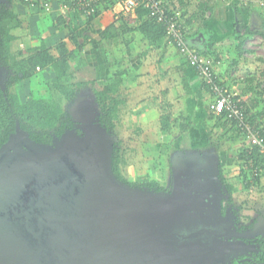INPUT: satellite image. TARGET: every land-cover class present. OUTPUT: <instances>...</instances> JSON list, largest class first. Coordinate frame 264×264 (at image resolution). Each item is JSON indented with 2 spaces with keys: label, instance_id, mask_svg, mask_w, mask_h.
I'll list each match as a JSON object with an SVG mask.
<instances>
[{
  "label": "crops",
  "instance_id": "1",
  "mask_svg": "<svg viewBox=\"0 0 264 264\" xmlns=\"http://www.w3.org/2000/svg\"><path fill=\"white\" fill-rule=\"evenodd\" d=\"M164 1L177 3L184 10L188 42L195 51L211 56L216 84L240 98L248 117L255 116L264 100V61L255 54L250 61L246 45L259 38L264 41V10L250 7L246 0H183L184 5L178 0ZM72 3L52 0L50 11L45 12L20 0H0L14 17L0 26L1 34L11 36L12 56L21 60L41 49L48 50L61 64V81L70 74L73 83L81 84L73 103H81L80 95L90 84L102 89L113 82L125 101L121 108L128 112L127 124L145 136L138 149L140 157L148 161L146 165L152 158L167 156L172 166L173 158L168 159L171 150L196 149L198 143L215 150L218 168L236 156L242 147L239 135L225 119L211 113L212 90L203 85L165 37L150 45L137 30L143 18L131 19L119 5L100 6L94 17L87 18ZM205 4L211 9L204 10ZM61 45L67 56H60ZM256 55L263 58L264 51ZM37 68L23 81L39 92L52 83L57 71ZM98 88L95 90L100 91ZM86 111L91 114L93 108ZM140 170L130 177L140 179ZM260 185L264 186V178ZM260 196L264 200V193ZM260 209L264 211V206Z\"/></svg>",
  "mask_w": 264,
  "mask_h": 264
},
{
  "label": "water",
  "instance_id": "2",
  "mask_svg": "<svg viewBox=\"0 0 264 264\" xmlns=\"http://www.w3.org/2000/svg\"><path fill=\"white\" fill-rule=\"evenodd\" d=\"M85 112V119L71 115L80 135L67 130L46 146L16 126L0 148V264H48L49 247L56 256L73 251L78 264H178L181 255L204 262L210 244L202 240L197 245L194 239L210 232L193 224L199 215L208 219L200 210L210 200L219 213V178L212 192L199 185L202 179L194 185L174 181L168 197L121 184L111 172L108 134L94 113ZM213 168L218 176V167ZM182 188L186 193L178 192ZM202 189L208 194L201 196ZM89 221L100 230L86 233L88 243L80 252L69 232L88 228Z\"/></svg>",
  "mask_w": 264,
  "mask_h": 264
},
{
  "label": "trees",
  "instance_id": "3",
  "mask_svg": "<svg viewBox=\"0 0 264 264\" xmlns=\"http://www.w3.org/2000/svg\"><path fill=\"white\" fill-rule=\"evenodd\" d=\"M178 1L180 4H183V0ZM242 1L244 0H240V2ZM246 1L250 3V7H255L254 5H257L259 9L264 10V0H259L258 2H255L254 0ZM204 6V10L211 9L208 4H205ZM146 15L147 11L145 9L139 8L137 10L138 18H143V22L138 25L137 30L144 34L145 38L149 40L150 45H154L157 40L165 37V31L161 24L156 21H152L150 18H147ZM13 19V14L8 5L0 4V26L3 21ZM10 40V35L0 33V68L5 69L6 72V80L0 84V148L4 145V143H6L9 136L16 131V126H18L21 131L26 133L32 142L52 146L55 142H58L67 130L74 129L75 123L72 121L70 110L64 105L67 103L73 104L76 97V91L81 87V84L73 83L70 79V74H66L65 80L61 81L63 73L59 72L58 69L61 64H59L56 58L52 57L46 49H41L40 51L29 55L26 59L16 60L9 51ZM239 44L243 45V40ZM63 47L64 46L61 45L59 54L60 56H67L64 55L66 50ZM198 53L200 54V52ZM200 55L208 58L211 57L210 55L202 53ZM186 65L188 66L187 63ZM37 67H52L53 70L56 68L57 72H55V78L51 85L48 86L52 93L55 92L56 97L49 100L33 99L25 103H21L19 97L13 92V88L19 82L33 76ZM190 68L193 69L199 77L197 68ZM212 72L214 74V69L211 73ZM202 83L205 85L204 82ZM214 99L215 95L213 97V100ZM94 102L98 110V115L96 117L97 124L107 134L112 135V132H114L117 126L121 106H123L125 102L124 99L119 96V88L113 82L105 85L102 89H100V91H95ZM244 114L245 117H248L245 110ZM219 118L224 119V116L221 115ZM226 121L229 122L228 120ZM246 121L252 128L255 129L264 125L260 122L258 113L255 116H249ZM166 127L167 125L164 123V130ZM233 128L239 135L242 142V147L238 150L235 158L241 165L246 162L252 163L253 168L257 171V175L254 179L247 178L246 181L250 182V187L254 185L255 188H259L260 179L261 177H264V159L259 155L257 148L250 149L246 145L245 136L242 132L235 127ZM76 133L80 134V131L77 130ZM262 137H264V133L262 134ZM124 155L125 151L120 146L114 145L112 147L111 172L119 182L127 185L130 184L131 186H136L137 188L143 186L149 187L150 189L152 188L158 192L164 190V187H159L158 183L155 181H147L144 185L134 182L129 183L127 179L124 178V175L120 173L121 168L123 169V166L126 164ZM242 172L244 174L243 177H247L248 173L245 171ZM218 177L227 188L222 167H219ZM260 187L261 188H259L258 191L260 193H264V186ZM261 242L263 244L262 248L264 249V242L260 241V243Z\"/></svg>",
  "mask_w": 264,
  "mask_h": 264
},
{
  "label": "rangeland",
  "instance_id": "4",
  "mask_svg": "<svg viewBox=\"0 0 264 264\" xmlns=\"http://www.w3.org/2000/svg\"><path fill=\"white\" fill-rule=\"evenodd\" d=\"M255 2H258L259 0H254ZM240 2V1H239ZM257 7V5H254ZM259 28V27H258ZM259 41V42H258ZM250 46L246 45L248 50L247 53L249 56L250 53V61L253 58L252 54H255L256 59H261L264 61V55L263 58H257L256 52L257 51H264V41L259 38L257 40L250 41ZM255 48V49H253ZM67 64V63H66ZM67 67V65H65ZM5 70V69H4ZM89 70L92 72V69L89 67ZM87 73V72H86ZM2 79H5V72L2 71L1 73ZM89 75V73H87ZM24 83H19L14 86L13 92L19 97V100L21 103H25L30 100H49L56 97L55 92L52 93V91L48 88L49 85H44L45 89L43 88L42 91L38 90H32L30 89V86L28 82L23 81ZM51 85V84H50ZM98 87L94 84H90L89 87L87 86V91H84L82 95H80L81 103L75 102L72 105L67 103L64 106L68 107L70 110V114L78 117L79 119H85L87 117H83V115H86L87 108H93V113L98 115V110L96 108L95 102H94V93L95 89ZM99 90L101 89L98 88ZM261 107L262 110L258 112L259 117L264 114V100L261 101ZM89 113V111H88ZM128 112H126V108L123 107L120 110V116L117 122L116 129L113 134H108V137L110 139L111 148L114 145L120 146L125 151V161L126 164L123 166V169L121 168V174L124 175V178L127 179L129 183H139L144 185L145 182L156 180L159 187L169 188V191L167 193L163 192H155L150 191V193L154 195H159L162 197H168L172 190V185L174 181H179L181 184L186 185H194V182H198L199 179H202L204 181L203 183L199 182V185L206 184L208 185V190L210 192L217 189V179L218 176H215L213 171V165L215 161L218 162V156L214 149H211L210 147H204L201 143L197 144L196 149H178V150H171L168 154V159L173 158L172 162L174 167L169 165V161L167 163V156H162L159 159H150V162L148 165V161L145 159H142L139 154V143L143 140H145V136L142 133H138L135 130L133 126H129L127 123V115ZM92 115V113H91ZM125 121V123H123ZM79 130V129H77ZM76 130V131H77ZM140 141V142H139ZM235 142V141H234ZM232 145V144H230ZM145 152V151H144ZM243 165V164H242ZM242 165L237 161L235 157L230 158L229 161L225 160L223 162V166L220 167L223 168L224 173V179L227 183L226 190L228 191L230 201L228 202L229 206L234 207L235 209H238V216L244 218L245 215H250V219L253 216L257 215V211L255 209H251V207L254 208H262L264 206V200H262V197L260 196V192L258 191L259 188H255L254 185L250 187V182L246 181L247 177H243L244 174L239 169L242 167ZM171 167V168H170ZM218 167V166H217ZM139 168H142V171L140 170L141 177L140 179H134V177H130V173H134L139 170ZM239 168V169H238ZM170 169V170H169ZM184 174L183 176L181 175ZM241 173V174H240ZM138 174V173H137ZM175 176V178H174ZM186 178V180H185ZM264 178V177H261ZM171 180V181H170ZM185 180V181H184ZM221 184L223 187V183L221 181ZM198 186V185H197ZM145 187V186H143ZM231 190V191H230ZM170 192V193H169ZM179 193H186L185 188H182V190L178 191ZM217 193V192H216ZM204 194H208V191L206 189H202V192H200V195L203 196ZM259 199L263 202H256L258 204H254V202H250V200ZM220 200L218 198V193L216 196V203L217 206L220 208ZM253 205V206H252ZM206 213L209 214L215 213L218 215L217 210H215V201L210 200L208 204L206 203L205 206ZM228 208V207H227ZM230 209V208H228ZM246 220V219H244ZM194 227H211L213 225L207 223L206 218L198 216V219L193 224ZM207 235V234H206ZM212 240V237L207 235H200L199 240ZM228 256H224L222 258L223 264H226V259ZM264 259V258H263ZM255 262H258L255 260Z\"/></svg>",
  "mask_w": 264,
  "mask_h": 264
},
{
  "label": "built area",
  "instance_id": "5",
  "mask_svg": "<svg viewBox=\"0 0 264 264\" xmlns=\"http://www.w3.org/2000/svg\"><path fill=\"white\" fill-rule=\"evenodd\" d=\"M24 5L31 8H40L49 12L52 0H20ZM77 9L87 18L94 17L97 9L103 5H119L121 11L135 19L137 10L143 8L147 11V18L161 24L165 31V38L175 48L177 54L190 67L197 68L202 82L212 90L215 99L210 103L209 109L214 116H224L233 127L239 129L245 136L246 145L252 149L257 148L259 155L264 159V125L258 129L252 128L246 121L244 109L239 97L230 94L226 89L215 82L214 61L208 57L201 56L189 44L185 33L184 10L177 3H169L164 0H72ZM38 70V68H36ZM214 75V76H213ZM264 92V87H263ZM260 122L264 124V114L260 116ZM239 169V168H238ZM240 171L247 172V178L254 179L257 175L256 169L251 162L243 163ZM241 171V172H242ZM251 172V177H250ZM241 174V173H240Z\"/></svg>",
  "mask_w": 264,
  "mask_h": 264
},
{
  "label": "flooded vegetation",
  "instance_id": "6",
  "mask_svg": "<svg viewBox=\"0 0 264 264\" xmlns=\"http://www.w3.org/2000/svg\"><path fill=\"white\" fill-rule=\"evenodd\" d=\"M5 80L6 78L4 80L2 79V77L0 78V81L2 83ZM77 127L78 125L75 124L73 130H76ZM120 183L127 185L122 182ZM127 186L130 188H137L136 186H131L130 184ZM221 186L218 190V198L220 200V209L218 215H216L215 213H206L205 209L200 210V214H202L203 216L209 215L207 223L213 225L210 227V229L208 227L202 226V229H208V232H210L209 234L205 232L202 235H209L212 237V240L210 241L204 240V242L207 241V243L210 244L206 246V252L202 254L205 256L202 257L205 261L200 262V259L195 257L186 259L184 258V255H181L179 257V260H186V263L179 261L177 262L178 264H223L222 258L226 255L228 256V258L226 259V264H264V249L262 248V242L260 243V241L264 242V211L260 208L256 209L254 207H251V209H255L257 211L256 216H253L251 219L250 215H245L244 218L239 217L238 209H235L232 206L230 207L228 204L231 199L229 197L228 191L226 190V187L224 186V184L223 187ZM137 189H144L148 192L155 191L152 188L150 189L149 187H138ZM168 191L169 188H166V186H164V190L161 192L167 193ZM227 207L230 209H228ZM94 223V221L87 222L86 226H88V228H79L80 225L77 224L76 227H78L79 229L76 231V233L71 231L69 232V237L78 242L79 246L76 247V249L80 252H82V246H85V244L88 243V239L86 238H88L89 235H87L86 233L89 232L90 234L95 235V233L100 230L99 227L93 226ZM198 229L200 230L201 227H199ZM196 230L197 229H195L194 231ZM199 237L200 235L196 236L194 239L196 240L195 242L197 245H199L198 243H200V241L202 242V240H199ZM187 247H190L189 244L184 246L185 249ZM49 251L51 252H49L50 254L48 264H68V261L72 262L73 264L79 263L78 261H76L75 257L73 258V251L65 249L60 252L61 256H59V253L57 254V256L54 255V251L51 247H49ZM59 251L60 250H58V252ZM188 253H191V251H189ZM209 255H213V257L208 259ZM64 257L67 258V262L62 261ZM255 260H257L258 262H255ZM198 261L200 263H198Z\"/></svg>",
  "mask_w": 264,
  "mask_h": 264
},
{
  "label": "clouds",
  "instance_id": "7",
  "mask_svg": "<svg viewBox=\"0 0 264 264\" xmlns=\"http://www.w3.org/2000/svg\"><path fill=\"white\" fill-rule=\"evenodd\" d=\"M263 90V89H262ZM263 95H264V92H263ZM218 170H219V168H218ZM219 178V177H218ZM220 180V179H219Z\"/></svg>",
  "mask_w": 264,
  "mask_h": 264
}]
</instances>
